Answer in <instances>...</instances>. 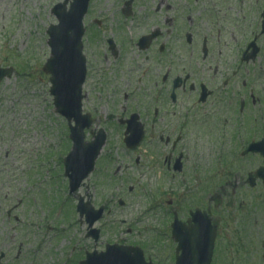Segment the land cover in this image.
<instances>
[{"label": "flooded vegetation", "instance_id": "flooded-vegetation-1", "mask_svg": "<svg viewBox=\"0 0 264 264\" xmlns=\"http://www.w3.org/2000/svg\"><path fill=\"white\" fill-rule=\"evenodd\" d=\"M125 1L113 5V21L87 28L92 44L87 49L95 55L100 44L98 85L121 90L118 106L124 118L136 114L144 125L145 164L150 169L162 165L171 189L165 193L161 183L159 196L153 197L154 185L147 187L150 195L139 203L146 228H135L139 216L134 223L121 219L119 224L128 226L111 242L139 247L146 264H174V227L183 225L186 234L192 227L198 234L205 219L204 226L210 222L217 229L209 264H215L218 246L223 249L218 264H264V0H131L127 16ZM86 67L87 78V57ZM108 69L119 75L105 76ZM203 136L223 147L214 158L219 164L194 167L197 192L183 199L174 189L192 144L182 142ZM180 154L182 168L176 172ZM215 195L221 201L217 207ZM70 199L75 212L78 198ZM83 200L104 206L110 215L128 205L119 197L85 194ZM194 211L199 221L191 219ZM141 234L149 239L135 240ZM85 239L92 248L79 253L81 262L110 244L101 242V232L97 239L85 233ZM98 243H103L99 249ZM8 252L0 248V264H17L20 248L13 256Z\"/></svg>", "mask_w": 264, "mask_h": 264}, {"label": "rangeland", "instance_id": "rangeland-1", "mask_svg": "<svg viewBox=\"0 0 264 264\" xmlns=\"http://www.w3.org/2000/svg\"><path fill=\"white\" fill-rule=\"evenodd\" d=\"M62 1L0 0V68L12 69L10 76L0 81V248L9 251L11 256L20 248L22 256L17 264H80L83 256L77 253L79 249L82 252L84 248H92L84 237L85 226H70L77 218L63 180V158L69 149L68 131L65 120L53 110L48 76L42 72L49 56L46 29L56 23L50 10ZM106 1L91 0V18L99 16V9L107 8ZM87 26H90L88 22ZM87 33L84 53L89 73L83 106L86 112L98 118L96 127L104 128L108 134L100 159L106 154L111 158L108 167H104V159L99 165L96 162L94 172L78 193L127 200L125 208L105 215L97 225L102 229L101 242H111L119 237V232H125L128 222L134 223L132 220L142 214L144 207L139 203L146 202L145 197L150 195L147 187L154 185L153 197L158 195L161 183L165 182L164 192H169L171 187L166 184L168 179L164 178L162 165L150 169L145 164L144 160L149 157V152L145 151L149 147L143 145L131 154L123 149L121 129L118 131V123L112 119L114 112L121 114L118 105L122 104V92L115 87H99L101 78L97 76L101 73L97 69L103 53L99 51L100 44L96 46L95 55L87 49L92 47ZM115 75H119V70L105 71V76ZM105 84L107 82H103ZM213 140L203 136L182 142V146L187 147L190 142L192 147L184 160L183 180L177 179L176 196L184 199L197 192L194 167L219 164L214 158L217 149L223 147ZM136 156L141 160L138 166L133 161ZM150 178L153 184L149 183ZM128 187H132V191ZM223 211L222 206L220 212ZM121 219L127 221L123 226L119 224ZM114 220L116 225L111 224ZM145 227L143 220L135 226L137 230ZM137 237V241L147 240L142 234ZM102 244L98 243L97 248ZM217 251L220 252L216 254L215 264L223 255L219 246ZM230 256L235 257L232 253Z\"/></svg>", "mask_w": 264, "mask_h": 264}, {"label": "water", "instance_id": "water-1", "mask_svg": "<svg viewBox=\"0 0 264 264\" xmlns=\"http://www.w3.org/2000/svg\"><path fill=\"white\" fill-rule=\"evenodd\" d=\"M88 1L72 0L70 9L66 10L68 0H65L52 8V13L58 19V25H51L48 29L51 56L43 68L46 73L51 74L50 92L54 95L56 112L68 118L74 117L76 122L71 129L73 150L65 160L66 173L72 189L78 187L81 180L91 170L92 161L98 154L104 137L102 135L101 140L92 146L83 143V129L89 126V122H84V119L80 117V85L84 77V63L81 55L83 32L81 20L86 12ZM5 74H9V70H0V79ZM78 209L86 215H94L89 225L98 219L102 212L101 209L94 212L88 205L82 204L78 205Z\"/></svg>", "mask_w": 264, "mask_h": 264}]
</instances>
